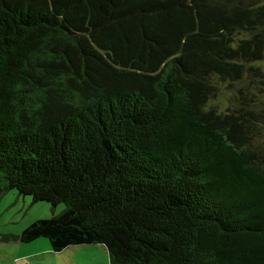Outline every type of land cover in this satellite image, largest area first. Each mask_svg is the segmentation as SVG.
I'll list each match as a JSON object with an SVG mask.
<instances>
[{
  "label": "trees",
  "instance_id": "obj_1",
  "mask_svg": "<svg viewBox=\"0 0 264 264\" xmlns=\"http://www.w3.org/2000/svg\"><path fill=\"white\" fill-rule=\"evenodd\" d=\"M13 190L65 209L5 241L264 264V0H0Z\"/></svg>",
  "mask_w": 264,
  "mask_h": 264
},
{
  "label": "rangeland",
  "instance_id": "obj_2",
  "mask_svg": "<svg viewBox=\"0 0 264 264\" xmlns=\"http://www.w3.org/2000/svg\"><path fill=\"white\" fill-rule=\"evenodd\" d=\"M229 92L222 93L214 106L224 111L228 106ZM65 209L63 204L55 209L47 202L32 204L30 197L20 196L13 190L0 201V253L7 252L0 264H110L109 254L104 246H74L62 253H54L49 241L42 239L31 244L7 243L2 238L7 234H20L24 226L49 219ZM28 225V226H29ZM21 231V232H20Z\"/></svg>",
  "mask_w": 264,
  "mask_h": 264
},
{
  "label": "crops",
  "instance_id": "obj_3",
  "mask_svg": "<svg viewBox=\"0 0 264 264\" xmlns=\"http://www.w3.org/2000/svg\"><path fill=\"white\" fill-rule=\"evenodd\" d=\"M1 201V200H0ZM30 224V223H29ZM28 224V225H29ZM28 225H26V226H24L21 230H25L27 227H28ZM21 232V231H20ZM23 232V231H22ZM21 232V233H22ZM20 233V234H21ZM20 234H15V235H20ZM13 235V234H12ZM40 240H42V239H38V240H36V241H34V242H37V241H40ZM11 241H7V243H10ZM13 242H15V243H17V244H25L26 245V243H21V242H19V241H13ZM34 242H32V243H34ZM27 244H31V243H27ZM100 246V245H99ZM72 248V247H71ZM51 249V248H50ZM70 249V248H69ZM67 250V249H66ZM66 250H64V251H66ZM63 251V252H64ZM1 252V251H0ZM62 253V252H61ZM6 255H7V252H3V253H0V262L6 257ZM65 264H77V263H73V262H71V261H67V263H65Z\"/></svg>",
  "mask_w": 264,
  "mask_h": 264
}]
</instances>
